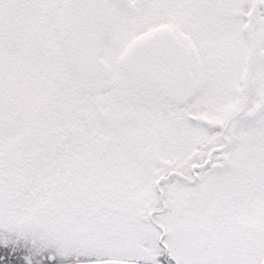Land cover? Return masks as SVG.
Here are the masks:
<instances>
[{
    "label": "snow or ice",
    "instance_id": "obj_1",
    "mask_svg": "<svg viewBox=\"0 0 264 264\" xmlns=\"http://www.w3.org/2000/svg\"><path fill=\"white\" fill-rule=\"evenodd\" d=\"M0 264H264V0H0Z\"/></svg>",
    "mask_w": 264,
    "mask_h": 264
}]
</instances>
